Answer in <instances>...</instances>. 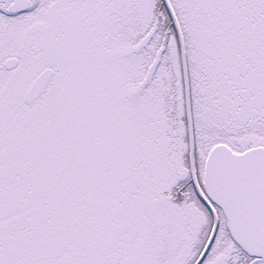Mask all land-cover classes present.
Wrapping results in <instances>:
<instances>
[{
  "label": "snow or ice",
  "instance_id": "obj_1",
  "mask_svg": "<svg viewBox=\"0 0 264 264\" xmlns=\"http://www.w3.org/2000/svg\"><path fill=\"white\" fill-rule=\"evenodd\" d=\"M0 264H264V0H0Z\"/></svg>",
  "mask_w": 264,
  "mask_h": 264
}]
</instances>
